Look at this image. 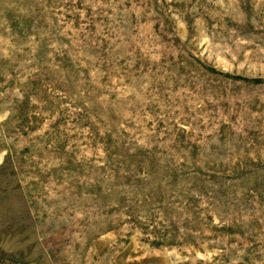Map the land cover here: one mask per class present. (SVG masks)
Returning <instances> with one entry per match:
<instances>
[{"label": "rangeland", "instance_id": "374dc122", "mask_svg": "<svg viewBox=\"0 0 264 264\" xmlns=\"http://www.w3.org/2000/svg\"><path fill=\"white\" fill-rule=\"evenodd\" d=\"M0 264H264V0H0Z\"/></svg>", "mask_w": 264, "mask_h": 264}]
</instances>
